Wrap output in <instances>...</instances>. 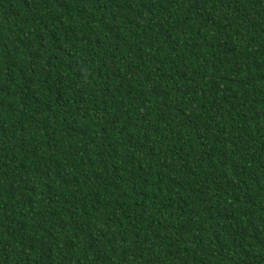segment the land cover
Wrapping results in <instances>:
<instances>
[{"label":"trees","instance_id":"trees-1","mask_svg":"<svg viewBox=\"0 0 264 264\" xmlns=\"http://www.w3.org/2000/svg\"><path fill=\"white\" fill-rule=\"evenodd\" d=\"M0 264H264V0H0Z\"/></svg>","mask_w":264,"mask_h":264}]
</instances>
